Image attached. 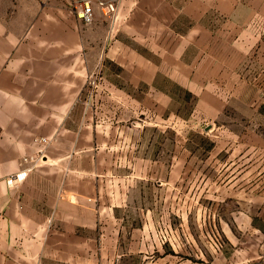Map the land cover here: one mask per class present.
I'll list each match as a JSON object with an SVG mask.
<instances>
[{"label":"rangeland","instance_id":"374dc122","mask_svg":"<svg viewBox=\"0 0 264 264\" xmlns=\"http://www.w3.org/2000/svg\"><path fill=\"white\" fill-rule=\"evenodd\" d=\"M30 1L0 0V10ZM37 1L75 14L68 0ZM81 27L94 61L86 105L165 129L145 132L166 141L165 159L129 194L144 210L136 245L152 264H264V0H120L115 16L96 10Z\"/></svg>","mask_w":264,"mask_h":264},{"label":"crops","instance_id":"0c3cea01","mask_svg":"<svg viewBox=\"0 0 264 264\" xmlns=\"http://www.w3.org/2000/svg\"><path fill=\"white\" fill-rule=\"evenodd\" d=\"M34 1V9L0 10V264H137L138 257L152 264L145 245H136L145 243L136 231L144 210L129 194L165 159L166 141L144 138L148 127L160 134L164 126L95 114L83 97L94 61L81 20L62 7L39 10ZM43 146L37 166L9 184L27 166L24 157ZM168 260L162 255L158 264Z\"/></svg>","mask_w":264,"mask_h":264},{"label":"built area","instance_id":"2783aa9c","mask_svg":"<svg viewBox=\"0 0 264 264\" xmlns=\"http://www.w3.org/2000/svg\"><path fill=\"white\" fill-rule=\"evenodd\" d=\"M72 6L73 12L75 15L84 22L93 21L96 10H100L103 14L107 16H115L118 11V4L120 0H68ZM89 83H96L95 74H91L89 77ZM41 143H47V138L41 137L38 139ZM45 147H40L34 156L24 157V162L27 166L24 169L16 174L15 176L10 177L7 181L9 184H14L16 181L23 180L29 170L37 166L38 162L42 160Z\"/></svg>","mask_w":264,"mask_h":264}]
</instances>
